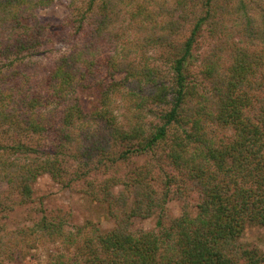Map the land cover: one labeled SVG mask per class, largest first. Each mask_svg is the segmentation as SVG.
Listing matches in <instances>:
<instances>
[{"label": "trees", "instance_id": "1", "mask_svg": "<svg viewBox=\"0 0 264 264\" xmlns=\"http://www.w3.org/2000/svg\"><path fill=\"white\" fill-rule=\"evenodd\" d=\"M79 1L56 29L39 14L55 0H0V183L25 206L49 175L115 227L67 233L46 214L31 233L76 251L58 264H264L240 243L248 223L264 227V0ZM124 11L153 21L167 69L133 57L142 42L100 47Z\"/></svg>", "mask_w": 264, "mask_h": 264}, {"label": "rangeland", "instance_id": "2", "mask_svg": "<svg viewBox=\"0 0 264 264\" xmlns=\"http://www.w3.org/2000/svg\"><path fill=\"white\" fill-rule=\"evenodd\" d=\"M72 0H55L46 9L39 11L40 17L46 23H50L56 29H60L71 14ZM79 3L80 1L77 0ZM150 9H154L151 7ZM113 31L105 33V40L100 43L107 52L123 53V46L131 45L132 41L142 42L141 46L130 52L134 58L143 57L153 65L158 64L167 69L163 62L165 49L148 42L152 34V20H138L132 18V13L125 11L119 16L114 15ZM165 16L159 19L164 22ZM144 21V22H142ZM96 26V21L91 17L86 22V31H91ZM73 29V28H72ZM67 39L58 40L55 44V51L51 55L65 51L72 41V44L79 39L80 35L69 34ZM82 38V36H81ZM211 41L209 40V48ZM49 57L44 58L48 61ZM140 61V58L139 60ZM125 105L121 102V113L125 111ZM154 120L153 116L148 117L147 121ZM147 161L145 157H138L134 162L144 165ZM128 169V167H127ZM35 201L28 205H21L17 196L9 195L8 187L0 183V237L7 236L2 251L6 250L3 256L0 255V264H58L60 256L73 258L76 254L74 249L68 250L62 240H52L51 235L42 238V233L32 234L31 231L36 224L43 219V215H48L49 220L55 217L57 221L63 217L67 233L75 232L78 227L91 226L92 224L107 232L115 227V222L105 216V208L98 202H94L89 196L83 194L80 189H65L56 183L49 175L41 176L34 184ZM118 191V190H117ZM191 201L196 200V196L190 197ZM6 206L7 208H3ZM184 201L173 200L169 203V213L172 217L182 214ZM13 207V208H11ZM45 211L46 213H42ZM157 218L153 217L146 220L138 219L135 221L136 228L154 230ZM13 236V239L11 237ZM240 243L244 247L255 248L264 251V227L256 223H248Z\"/></svg>", "mask_w": 264, "mask_h": 264}]
</instances>
